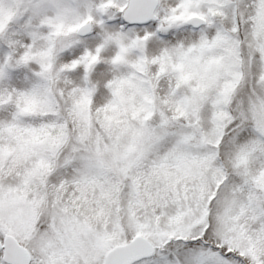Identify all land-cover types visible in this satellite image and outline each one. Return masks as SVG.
<instances>
[{
  "label": "snow or ice",
  "instance_id": "6c2138e0",
  "mask_svg": "<svg viewBox=\"0 0 264 264\" xmlns=\"http://www.w3.org/2000/svg\"><path fill=\"white\" fill-rule=\"evenodd\" d=\"M0 264H264V0H0Z\"/></svg>",
  "mask_w": 264,
  "mask_h": 264
},
{
  "label": "rangeland",
  "instance_id": "374dc122",
  "mask_svg": "<svg viewBox=\"0 0 264 264\" xmlns=\"http://www.w3.org/2000/svg\"><path fill=\"white\" fill-rule=\"evenodd\" d=\"M105 68H106V66H104V65H99V66L97 67V72L103 71ZM93 79H96V74H95V73H94V75H93ZM101 91H103V89H101ZM98 94H99V93H98Z\"/></svg>",
  "mask_w": 264,
  "mask_h": 264
}]
</instances>
